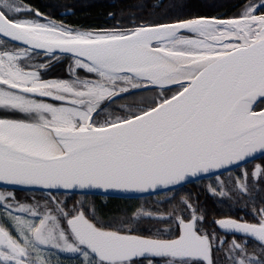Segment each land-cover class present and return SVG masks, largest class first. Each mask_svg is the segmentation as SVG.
Here are the masks:
<instances>
[{
	"label": "snow or ice",
	"instance_id": "6c2138e0",
	"mask_svg": "<svg viewBox=\"0 0 264 264\" xmlns=\"http://www.w3.org/2000/svg\"><path fill=\"white\" fill-rule=\"evenodd\" d=\"M237 7L82 29L0 0V264H264V166L247 170L264 158V0ZM202 179L243 215L180 195ZM93 190L165 207L109 221Z\"/></svg>",
	"mask_w": 264,
	"mask_h": 264
},
{
	"label": "trees",
	"instance_id": "16d2710c",
	"mask_svg": "<svg viewBox=\"0 0 264 264\" xmlns=\"http://www.w3.org/2000/svg\"><path fill=\"white\" fill-rule=\"evenodd\" d=\"M26 2L46 14H58L66 9H75L76 13L71 18L75 26L82 29L107 27V22H111L109 14H115V20L129 22L133 19L139 21H150L160 19H175L178 16L208 15L231 17L240 9L237 5L244 3V0H26ZM161 4L164 7H159ZM255 164L264 166V158L247 165L249 172L254 170ZM243 169L233 171V176H240ZM227 179V174L223 177ZM216 183L215 180L208 179L186 186L180 195L191 196L198 199L199 204L209 214V219L236 217L243 215V210L236 206H230L225 200L212 195L208 190V185ZM259 187V186H258ZM18 197L21 200H28L32 197L31 192L19 191ZM37 198L43 200L44 197L37 192ZM78 201L76 197H61ZM98 214H106L109 217L123 219L130 216L138 208L148 209L159 207L164 209V197H147L137 200L112 199L104 197L88 196ZM71 206V205H70ZM123 206L125 208H123ZM167 207H171L168 205ZM126 209L124 213L119 209ZM124 217H121V214Z\"/></svg>",
	"mask_w": 264,
	"mask_h": 264
},
{
	"label": "flooded vegetation",
	"instance_id": "af4514ba",
	"mask_svg": "<svg viewBox=\"0 0 264 264\" xmlns=\"http://www.w3.org/2000/svg\"><path fill=\"white\" fill-rule=\"evenodd\" d=\"M248 2V0H244V3ZM73 11V13H71L70 15H66V16H62L61 14L63 12H67V11ZM76 10L75 9H66L63 10L61 12H59L58 14H50L53 18L62 21L64 23L70 24L75 26V22H73L71 20V18L75 15ZM109 19H111V22H107V27L111 26L113 23H115L112 17H109ZM76 27V26H75ZM67 61L61 60L59 62L53 61V64L50 68V71L48 73V78H63L66 77L67 75Z\"/></svg>",
	"mask_w": 264,
	"mask_h": 264
},
{
	"label": "water",
	"instance_id": "95a60500",
	"mask_svg": "<svg viewBox=\"0 0 264 264\" xmlns=\"http://www.w3.org/2000/svg\"><path fill=\"white\" fill-rule=\"evenodd\" d=\"M71 13H73V11L70 10L67 12H63L61 15L66 16V15H70ZM259 159H261V158L259 157V154H257V158L253 162L258 161ZM249 164H251V163H249ZM204 180H208V179H202L200 181H204ZM200 181H197V182H200ZM197 182H195V183H197ZM191 184H194V183H191ZM191 184H188V185H191ZM27 192H29V191H27ZM89 196L112 198V199H128V200H137V199H142V198H147V197H154V195L153 196H139L138 194H134V193L125 194V193L114 192V191L110 192V194H105V193H103L102 190H93V192Z\"/></svg>",
	"mask_w": 264,
	"mask_h": 264
},
{
	"label": "rangeland",
	"instance_id": "374dc122",
	"mask_svg": "<svg viewBox=\"0 0 264 264\" xmlns=\"http://www.w3.org/2000/svg\"><path fill=\"white\" fill-rule=\"evenodd\" d=\"M215 184L216 183H213V185H215ZM123 200H128V199H123ZM123 208H125V207L123 206ZM123 208H121L119 210H121V212L123 211L124 213H126L127 210L123 209ZM100 215H102L106 220L111 221V220L119 219V215L120 214L117 215L116 217H109V218H108V216L106 214H104V215L100 214ZM124 216L125 215L122 213L120 218L124 217ZM61 260L63 261V264H74L73 258H72V256L70 254H61Z\"/></svg>",
	"mask_w": 264,
	"mask_h": 264
}]
</instances>
